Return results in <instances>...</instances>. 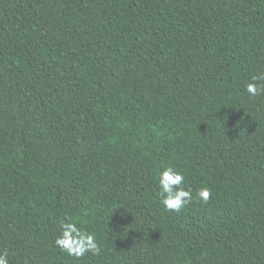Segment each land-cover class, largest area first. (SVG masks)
<instances>
[{
    "label": "trees",
    "instance_id": "trees-1",
    "mask_svg": "<svg viewBox=\"0 0 264 264\" xmlns=\"http://www.w3.org/2000/svg\"><path fill=\"white\" fill-rule=\"evenodd\" d=\"M260 74L264 0H0V252L264 264V95L245 92ZM166 166L192 192L179 212ZM66 217L100 256L55 245Z\"/></svg>",
    "mask_w": 264,
    "mask_h": 264
},
{
    "label": "clouds",
    "instance_id": "clouds-1",
    "mask_svg": "<svg viewBox=\"0 0 264 264\" xmlns=\"http://www.w3.org/2000/svg\"><path fill=\"white\" fill-rule=\"evenodd\" d=\"M261 81H264V74L254 75L246 83L245 92L250 98L264 95V83H260ZM184 181L183 173L172 166L164 167L159 173V195L166 209L179 212L181 208L192 202V192L184 186ZM197 195L206 202L211 196V190L202 186ZM55 245L69 256L77 258L86 254L100 256L103 248L95 232L78 226L72 217L60 221V234L56 237ZM0 264H9L7 252H0Z\"/></svg>",
    "mask_w": 264,
    "mask_h": 264
}]
</instances>
